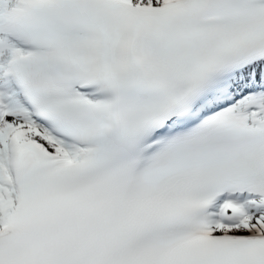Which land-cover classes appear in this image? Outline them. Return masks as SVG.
Wrapping results in <instances>:
<instances>
[{
  "label": "snow or ice",
  "instance_id": "1",
  "mask_svg": "<svg viewBox=\"0 0 264 264\" xmlns=\"http://www.w3.org/2000/svg\"><path fill=\"white\" fill-rule=\"evenodd\" d=\"M0 264H264V0H0Z\"/></svg>",
  "mask_w": 264,
  "mask_h": 264
}]
</instances>
